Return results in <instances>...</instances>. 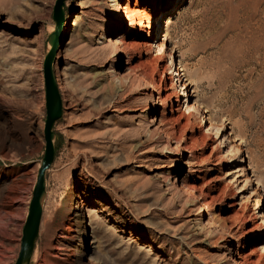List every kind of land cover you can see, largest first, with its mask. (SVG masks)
<instances>
[{"label":"rangeland","instance_id":"rangeland-1","mask_svg":"<svg viewBox=\"0 0 264 264\" xmlns=\"http://www.w3.org/2000/svg\"><path fill=\"white\" fill-rule=\"evenodd\" d=\"M54 2L0 0V264L17 258L44 151ZM133 3H64L53 63L62 113L28 264H264V0H142L152 46L119 44L116 58L107 39L128 40L124 7ZM149 56L166 86L182 74L178 105H161L148 75L149 86L138 85L137 65ZM76 183L80 242L77 223L61 237Z\"/></svg>","mask_w":264,"mask_h":264},{"label":"water","instance_id":"water-1","mask_svg":"<svg viewBox=\"0 0 264 264\" xmlns=\"http://www.w3.org/2000/svg\"><path fill=\"white\" fill-rule=\"evenodd\" d=\"M66 0H55L52 7L54 29L46 39V53L42 62L44 83L45 117L43 121L44 151L37 168L35 183L28 203L27 214L23 223L20 246L14 264H28L34 250L35 240L39 231L42 206L45 198V173L54 158L55 133L53 125L62 113V100L55 81L53 63L60 31L64 20V3Z\"/></svg>","mask_w":264,"mask_h":264},{"label":"bare ground","instance_id":"bare-ground-1","mask_svg":"<svg viewBox=\"0 0 264 264\" xmlns=\"http://www.w3.org/2000/svg\"><path fill=\"white\" fill-rule=\"evenodd\" d=\"M130 1L131 0H128V2H130ZM133 1H134V3H133V6L132 7L129 6V4H126V6L124 7V10H125V13H126V17L129 19L128 40H122V39L117 38V37L114 38L115 39L114 41L112 40L113 38H108L107 39V42L110 45H112L114 47V49H115L114 50V53H113V56H115L116 58L118 57V51H119V46L118 45L119 44H122V47H124V48L131 47L134 50L137 49V48H135V46H136V47H138V49H142L145 52H146L147 49H150L151 46H152V41L150 40V37L151 36H147V31H145L144 28L149 27V25L151 24L153 18H152V16L150 14H148L146 16V21H147L146 22V25H142L141 20L139 19V15H140V13H141L142 10L140 8H138V4L141 3L142 0H133ZM122 13L123 12L121 10V6H119V3L117 1H115L113 3L112 15H111L113 17V24H112L113 26L119 25V20H120V17L122 15ZM135 18L138 20V23L137 24L135 23ZM68 24H69V22L66 21L65 24H64V26L66 27V25H68ZM135 26H138V29L135 28ZM59 39H60V37H59ZM104 39H106V38H104ZM59 42L57 44L56 51H58ZM159 45H161V44H159ZM207 51H206V54H207ZM55 55H56V57H57V55L59 56L58 52ZM153 59L154 58H152V57L149 56V57L143 59L142 61H139L138 65H137V68L139 67L143 71L144 76L141 79L137 80L138 81V85L139 86L141 85L142 88H144V89L147 88L149 86V82H146V80L144 78H145V76L148 75L150 77V84H152V86L154 87L153 89H155L157 92H164V95L160 98V104L161 105H165L167 102H169V104H170L172 101H176V103H177V101L179 100V98H178L179 97V94H178L179 92L176 89L177 88L176 81L180 78V76L182 74L180 75V73H176L175 72L174 73V76L175 75L178 76L175 81H173V75L172 76H168V78L170 79L171 82H170V85L169 86H166L164 84V80H165V69H162L161 71L157 70V67L155 66L156 64L155 65L153 64V62H154ZM201 59H202V57H201ZM178 68H180V66ZM186 69L188 70L189 68H186ZM147 70H148V73L146 74L145 71H147ZM153 75H156L157 76L156 82H155L154 78H152ZM56 78H57L58 81L60 80L59 75H57ZM115 81H116L117 86H118L119 89H121V87H126L124 85V83H125L124 82V78L117 77V79ZM177 105H178V103H177ZM148 107H144L142 109V111H144ZM193 107H195V106L193 105ZM171 109H172V107L169 108V110H171ZM230 117H231V114H230ZM170 118H171V122L174 125H176V127H178V130H180L184 126V125H180L179 124L180 119H181L180 115H176V116L170 117ZM185 125L186 126L188 125V120H187V122H186ZM261 129H263V126L261 127ZM261 129L260 130L257 129L258 132H255V135H258V134H260V133H262L264 131V130L262 131ZM167 133H166V135H167ZM168 134H169V136H168L169 138H173V132L172 133H168ZM239 134H240V132H239ZM242 135L245 137V134L244 133L240 134L241 137H242ZM253 138H255V137H253ZM193 141L195 142V139H193ZM259 145H262L264 147V142L259 143ZM176 164L178 165V162ZM179 165H180V162H179ZM247 178H249V177H247ZM78 179H80V177H78ZM257 182L260 183V184H262L264 186V180L257 179ZM72 188H73V190H71V192H70V200H71L70 203H71V205H73V208H72L73 212L71 213L72 215H70L69 218H68V220H67L66 229L63 230L61 237H67V232H69V230L72 229V225H74L75 223H77L78 225L74 229V232H75L74 233L75 234L74 235V238H77L78 239V242H80L81 241V237H82V230L79 227V223H80V217L79 216L81 214V207L78 206V202H77V197L80 195L79 183L78 184L77 183L74 184V186ZM256 198H257V195H256ZM193 201H195V199H193ZM201 226H203V225H200L199 227H195V229L198 230ZM214 232H211V233L213 234ZM261 232H264V226L262 227ZM76 252H80V251H74L73 254L76 253ZM90 263H92V262H90Z\"/></svg>","mask_w":264,"mask_h":264}]
</instances>
